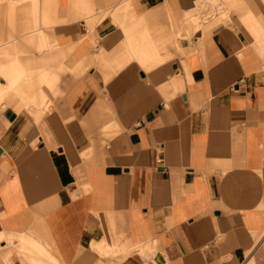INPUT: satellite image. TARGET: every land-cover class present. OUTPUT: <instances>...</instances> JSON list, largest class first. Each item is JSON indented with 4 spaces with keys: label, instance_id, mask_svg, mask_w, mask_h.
Instances as JSON below:
<instances>
[{
    "label": "crops",
    "instance_id": "0c3cea01",
    "mask_svg": "<svg viewBox=\"0 0 264 264\" xmlns=\"http://www.w3.org/2000/svg\"><path fill=\"white\" fill-rule=\"evenodd\" d=\"M0 264H264V0H0Z\"/></svg>",
    "mask_w": 264,
    "mask_h": 264
},
{
    "label": "rangeland",
    "instance_id": "374dc122",
    "mask_svg": "<svg viewBox=\"0 0 264 264\" xmlns=\"http://www.w3.org/2000/svg\"><path fill=\"white\" fill-rule=\"evenodd\" d=\"M50 91H51V93H52V95H53L54 97H56V98H58V97H59V95H57V94L55 93V91H54V90H51V89H50ZM59 98H60V97H59ZM50 104H52V103H50ZM50 104L48 105V107H47V106L45 107V104H44V105H42V107L44 108V110H45V108H46V110H48V111H49V110H50ZM52 105H53V104H52ZM52 105H51V106H52ZM38 108H39V107H38ZM43 108H42V109H43Z\"/></svg>",
    "mask_w": 264,
    "mask_h": 264
}]
</instances>
